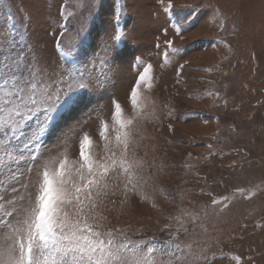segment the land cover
<instances>
[{
	"label": "rangeland",
	"instance_id": "1",
	"mask_svg": "<svg viewBox=\"0 0 264 264\" xmlns=\"http://www.w3.org/2000/svg\"><path fill=\"white\" fill-rule=\"evenodd\" d=\"M172 2L174 12L190 13L183 7L189 5L198 10L192 26L179 35L159 0H102L98 8L99 0H0V40L7 48L11 16L24 41L18 50L51 72L62 63L57 41L67 50L84 27L99 51L97 45L113 32L114 9L121 8L120 28L126 36L120 56L92 81L87 106L45 141L41 159L63 151L66 138L68 154L76 159L84 132L100 153L97 117L111 121L114 99L131 115L129 93L138 72L151 64L153 87L145 95L154 103L137 121L133 147L144 163V191L152 199H141L139 192L125 194L122 183L116 187L109 181L101 197L104 226L125 229L133 239L154 237L160 247L176 226L169 217L183 208L199 213V219L193 223L190 216L183 217L188 231L176 242L191 243L194 252L207 246L206 255L217 254L211 264H235L230 256L221 258V251L239 255L242 264H264V0ZM216 37L225 43H217ZM167 39L187 49L171 63L159 54ZM137 56L143 60L138 68ZM237 187L253 189L255 195L238 196L226 208L211 206L213 197L230 195ZM166 224L173 227L164 229Z\"/></svg>",
	"mask_w": 264,
	"mask_h": 264
},
{
	"label": "snow or ice",
	"instance_id": "2",
	"mask_svg": "<svg viewBox=\"0 0 264 264\" xmlns=\"http://www.w3.org/2000/svg\"><path fill=\"white\" fill-rule=\"evenodd\" d=\"M159 2L176 35L187 31L198 15L193 6H183L190 8V13L174 12L172 0ZM100 3L102 0L97 8ZM122 14L121 8L114 9L113 32L106 43L97 45L99 51L92 48L90 31L84 27L78 29L67 50L57 41L62 63L51 72L27 61L24 52L18 50L24 47V41L9 16L8 47L0 40V264H211L217 256L206 255L207 246L194 252L191 243L176 242L188 231L183 217L190 216L193 223L199 219V213L183 208L169 217L176 226L160 247L154 237L133 239L125 229L103 224L107 217L101 197L107 194L109 181L116 187L122 183L125 194L139 192L141 199H152L144 191V163L133 147L137 121L154 103L145 95L153 87L151 64L138 72L129 93L131 115H125L114 99L111 121L97 117L100 153L93 138L84 132L76 159L68 154L67 138L63 151L41 159L45 141L77 110L87 106L92 81L103 77L120 56L126 36L120 28ZM219 26L223 28V20ZM163 32L166 35L168 28ZM215 40L225 43L219 37ZM186 51L167 39L159 54L171 63ZM134 61V67L143 64L141 57ZM97 67L101 69L98 74ZM205 94L219 97L211 91ZM207 147L209 155L213 154L212 145ZM206 195L213 196L210 192ZM254 195L253 189L237 187L230 195L213 197L210 203L226 208L238 196L250 199ZM172 227L164 225V229ZM157 254L164 259H157ZM219 256H230L235 264H242L239 255L221 251Z\"/></svg>",
	"mask_w": 264,
	"mask_h": 264
}]
</instances>
